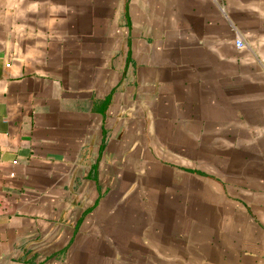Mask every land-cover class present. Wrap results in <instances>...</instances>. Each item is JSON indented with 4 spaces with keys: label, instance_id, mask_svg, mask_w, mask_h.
<instances>
[{
    "label": "crops",
    "instance_id": "0c3cea01",
    "mask_svg": "<svg viewBox=\"0 0 264 264\" xmlns=\"http://www.w3.org/2000/svg\"><path fill=\"white\" fill-rule=\"evenodd\" d=\"M0 264H264V0H0Z\"/></svg>",
    "mask_w": 264,
    "mask_h": 264
},
{
    "label": "built area",
    "instance_id": "2783aa9c",
    "mask_svg": "<svg viewBox=\"0 0 264 264\" xmlns=\"http://www.w3.org/2000/svg\"><path fill=\"white\" fill-rule=\"evenodd\" d=\"M235 45L238 47V48H243L245 47V43L244 41L240 38V37H237L235 39Z\"/></svg>",
    "mask_w": 264,
    "mask_h": 264
}]
</instances>
